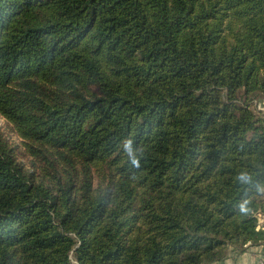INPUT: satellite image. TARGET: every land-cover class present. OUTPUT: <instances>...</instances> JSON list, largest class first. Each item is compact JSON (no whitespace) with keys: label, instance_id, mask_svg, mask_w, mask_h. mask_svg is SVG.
Wrapping results in <instances>:
<instances>
[{"label":"trees","instance_id":"1","mask_svg":"<svg viewBox=\"0 0 264 264\" xmlns=\"http://www.w3.org/2000/svg\"><path fill=\"white\" fill-rule=\"evenodd\" d=\"M260 102L264 0H0V264L264 247Z\"/></svg>","mask_w":264,"mask_h":264},{"label":"rangeland","instance_id":"2","mask_svg":"<svg viewBox=\"0 0 264 264\" xmlns=\"http://www.w3.org/2000/svg\"><path fill=\"white\" fill-rule=\"evenodd\" d=\"M260 106H257V108L255 107H251V109L255 112V114L262 119V123L264 125V102H260ZM0 132L3 134V136L7 139L8 143L12 146V148L14 149V155L16 160H18V162L22 163L25 170L30 172H33V164H32V160L33 158H31L29 156V154L26 151V147L24 145V140L14 131V129L12 128V126L3 118L0 116ZM35 166V165H34ZM261 198H260V205L264 206V186L262 187L261 191ZM257 227L261 230V226L262 224H264V209L263 211H260L257 215ZM243 248V252L248 250L250 248V246H244L241 247ZM228 256L234 257L240 253V249L238 248H233L230 247L228 249Z\"/></svg>","mask_w":264,"mask_h":264},{"label":"crops","instance_id":"3","mask_svg":"<svg viewBox=\"0 0 264 264\" xmlns=\"http://www.w3.org/2000/svg\"><path fill=\"white\" fill-rule=\"evenodd\" d=\"M260 226L261 230L264 231V224ZM211 264H264V247L262 245L253 246L234 257L229 256L222 261Z\"/></svg>","mask_w":264,"mask_h":264},{"label":"clouds","instance_id":"4","mask_svg":"<svg viewBox=\"0 0 264 264\" xmlns=\"http://www.w3.org/2000/svg\"><path fill=\"white\" fill-rule=\"evenodd\" d=\"M136 165H137V167L139 166V162L138 161H133Z\"/></svg>","mask_w":264,"mask_h":264}]
</instances>
